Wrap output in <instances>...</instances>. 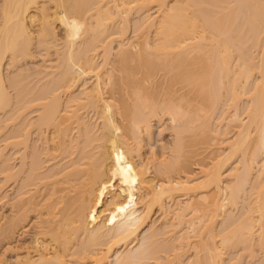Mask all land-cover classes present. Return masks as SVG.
Masks as SVG:
<instances>
[{"label":"bare ground","instance_id":"6f19581e","mask_svg":"<svg viewBox=\"0 0 264 264\" xmlns=\"http://www.w3.org/2000/svg\"><path fill=\"white\" fill-rule=\"evenodd\" d=\"M12 102L27 190L0 234L46 217L14 264H264V0H0V111ZM164 122L170 143L144 158ZM117 186L127 202L100 223ZM136 186L145 204L120 224Z\"/></svg>","mask_w":264,"mask_h":264},{"label":"rangeland","instance_id":"374dc122","mask_svg":"<svg viewBox=\"0 0 264 264\" xmlns=\"http://www.w3.org/2000/svg\"><path fill=\"white\" fill-rule=\"evenodd\" d=\"M49 54H50L49 58L53 60L52 53ZM43 58H44V52L38 51L34 53L31 59H26L25 61L20 62L15 70L22 71L24 74H29L30 77L26 81H30L35 76V70L42 65ZM3 74H5V71H3ZM8 92L10 96L14 95L11 89H8ZM12 103H13L12 106H9L4 111H0V150L3 152L4 155L3 158L5 160L9 159V161L6 163L3 162V159H0V228L5 227L7 223L10 222L12 216L14 215L13 213L14 210L12 208V205L16 200L15 196L27 190V188L22 187V185L25 184V176L27 174V171L23 175L18 174V170L20 166H19V159L17 157L19 155H14V152L16 151L17 148L12 147L10 145L7 146L8 144H12L23 140V137L20 138L15 137L16 136L15 131L18 127V122H19V118H17L18 104L16 102H12ZM35 116H36L35 113L31 114L30 115L31 120H35ZM152 131H153L151 135L152 141L148 143L147 140H145L144 148L141 151L142 156L144 158H148L150 156L151 151H153L155 155H159L161 152L160 150L161 146L162 145L166 146L171 141V136L168 130L167 122H164L160 125L153 124ZM35 141H36V135L35 132H33L31 136H29L28 138L29 148L25 154L27 156L26 157L27 159L25 160V164H28L30 162L31 156L35 157L37 154V149L35 148V145H38V143H35ZM193 147L191 148V150L193 149ZM197 147L194 148L196 149L197 152L201 151L204 153V150H202L204 146L199 147L200 150H198L199 148L197 149ZM20 148L21 146H18V149ZM20 154H22V150L20 151ZM200 155L203 154L200 153ZM12 167L13 169L10 172L9 169ZM145 177L148 178V175H146ZM144 201L145 199L143 198L141 186H136L135 197L132 199L131 202H129L128 205H125L124 216L122 217L117 216L116 221H118L121 224L127 219L130 220L136 217L142 210V207L145 204ZM126 202H127L126 196L121 195L119 186H117L114 190L110 189L106 193L104 202L102 201V203L96 207L95 210L96 216L99 215L98 217L99 219L97 218V221L101 220L100 221L101 223L102 221H104L103 219L111 220L112 216H115L116 214V212L114 211L113 204L114 203L126 204ZM97 211L99 212V214ZM36 213H37L36 211H31L26 219V222H24L22 225L17 227L15 231L12 232L11 235L5 236L0 234V264H14V262L17 261L18 259L22 260V258H25L26 257L25 254L27 251H30L28 252L29 255L32 257V259L33 258L35 259L36 256L35 254H33L34 252L33 246H35V241L41 236L39 232L41 231V229L38 228L40 227L38 222L41 219L43 221V219L46 218L43 217L40 219L41 216L39 215L37 216ZM150 218H151L150 219L151 222H153L156 225L158 224L161 217H160V213L157 212V209H154L151 212ZM44 225L45 224L42 223L41 226ZM148 226L145 224L140 228L138 232L139 239H141L143 235H145ZM45 237L48 240V242H50L51 245L54 244L52 243L53 241L52 242L49 241L50 240L48 239L49 236L48 237L45 236ZM32 249L33 252H31ZM117 249L119 251L122 249V247L119 245Z\"/></svg>","mask_w":264,"mask_h":264}]
</instances>
